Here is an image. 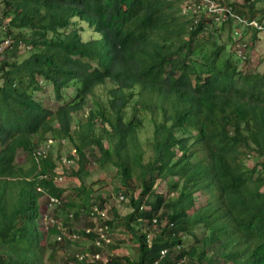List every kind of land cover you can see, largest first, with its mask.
<instances>
[{"label":"trees","instance_id":"16d2710c","mask_svg":"<svg viewBox=\"0 0 264 264\" xmlns=\"http://www.w3.org/2000/svg\"><path fill=\"white\" fill-rule=\"evenodd\" d=\"M197 1L193 12L186 0L3 1L4 35L30 50L9 62L22 54L12 48L0 62V264H43L45 251L52 259L69 239L50 219L48 236L60 241L39 245L47 199L66 223L89 218L77 233L88 245L63 264H264V72H246L248 59L228 50L241 24L215 25ZM259 3L229 6L264 29ZM242 33L250 50L259 32ZM42 84L55 106L37 99ZM64 144L71 154L54 158ZM88 148L97 170L114 171L109 196H121L129 213L106 209V194L85 184ZM19 151L26 170L15 163ZM58 177L74 183L70 195ZM94 207L106 212L95 222L107 227V244L90 230ZM116 228L135 241V258L118 254ZM77 252L106 261L78 262Z\"/></svg>","mask_w":264,"mask_h":264},{"label":"rangeland","instance_id":"374dc122","mask_svg":"<svg viewBox=\"0 0 264 264\" xmlns=\"http://www.w3.org/2000/svg\"><path fill=\"white\" fill-rule=\"evenodd\" d=\"M4 0H0V11L3 12V3ZM12 2V1H11ZM19 2V1H18ZM17 2V3H18ZM14 4V2H13ZM180 6V4H179ZM256 11L258 9H262L264 10V3H259L256 5L255 7ZM9 14H11V11L8 12ZM254 18L256 20H258L260 17L258 15V12L255 13ZM6 26L5 22L3 19H1L0 17V40L3 39V28ZM81 29L83 30V25H81ZM238 29H240V26H238ZM236 31V29H235ZM14 33L15 30H14ZM249 33H251V31H249L247 33V37L249 36ZM82 35H85V32H82ZM87 35V33H86ZM233 40V38H232ZM248 45V44H247ZM16 50V48H15ZM231 51V53L233 52V47L232 45H230L229 49ZM10 53V52H8ZM28 54L27 53H22L19 54L15 57H10L8 56L6 58V61H12V60H16V61H20L21 59L25 58ZM248 61L246 64H242L244 65V70L248 73H263L264 72V30L257 33L256 34V39L253 43L252 48H250L249 52H248V57H247ZM5 61V57H1L0 58V62ZM43 93H39L37 94V99L42 98V100L45 102L44 105L45 106H49V105H54L53 103V97H52V89L51 86L49 85H43ZM103 89L102 88H97L96 89V93L99 94L100 96H102L103 94ZM88 107V106H87ZM86 109L83 111V113H80V115H75L74 117L78 120H82L85 116V112L87 110ZM143 132L139 133V138L140 140L143 142L146 138L150 137V125L147 124L144 126V128H142ZM141 130V131H142ZM91 148H88L86 150V153L89 155V165L86 166L88 167V170L90 171V175L89 177H87L84 182L87 186H91L93 188V190H99L96 192V194H102L105 195L106 194V198L108 199L106 201L105 204V208L108 209V207L114 206L116 211L118 212L119 215H125L127 213H129L131 211L130 207L126 206L125 204L120 203V198L118 195H112L109 196L110 194V185H109V178L112 175V170H108V172L106 171H99L96 169V167H94L92 161L90 160V158L92 157V152H91ZM71 146H69V144H64L63 146L61 145L60 147H54L53 151H52V155L54 158L58 157L63 159L65 157V155L67 154H71ZM59 162L58 168L60 169V166L64 165L63 164V160ZM15 163L20 167H23L25 170L29 168V160L27 158V156L19 151L18 154L16 155L15 158ZM62 164V165H60ZM67 165V164H66ZM76 167V166H75ZM56 184H58L60 187H62L63 189H65V191H67L65 193L66 196L71 194L70 189L72 187H74V183H72L71 180L66 179L65 177H58L55 181ZM156 193H160L163 195H166V186H165V182H158L156 185ZM121 197V196H120ZM69 197H67L68 199ZM52 200L47 199L46 201H44V206L43 209L40 211V215L39 218L37 220L38 223V230L40 232V242L39 245H43L45 242V238H47V241L49 243H54V242H58V236L57 235H52V236H48V231L50 230L51 227V223H50V219H53L55 222L56 227H58L61 230V234L62 236H68L70 239H67V241L71 240V243H68L67 241H61L56 243L55 247V252L53 254V258L49 259V252L48 250L44 252L43 255V264H63L65 261V256L69 255L71 252L74 253L77 251V248H81L84 245H86L88 242L85 239L82 238H74L73 236H77V233L80 235V232L82 230H84L86 227H88L89 223V218L85 217V216H80L78 217L76 220H67L66 223V216L61 214L60 211L58 209H56L54 207L55 204H51ZM90 224V223H89ZM136 230H138L137 228H135ZM69 230H71V234L69 235ZM121 228H116L113 229L111 231V240L112 242H115L117 244H119V251L118 254L119 255H125L131 259L135 258V244H134V240L133 238L128 235L127 233H122L121 232ZM75 240H79L78 243H74L73 241ZM122 240V241H121ZM66 242V243H65ZM66 253V254H65ZM78 253V252H77ZM100 260V259H99ZM104 260L106 261V257L104 258Z\"/></svg>","mask_w":264,"mask_h":264},{"label":"built area","instance_id":"2783aa9c","mask_svg":"<svg viewBox=\"0 0 264 264\" xmlns=\"http://www.w3.org/2000/svg\"><path fill=\"white\" fill-rule=\"evenodd\" d=\"M233 0H198L197 3L194 5V8L197 9L198 11H201L204 17L209 18L212 23H215V25H220L225 23L228 20H231L234 23L241 24L240 29H236V31H233V41H234V54L235 56L240 59L241 61H246L248 57V45L246 38L242 37V31L243 29L249 27L251 29H255L256 31L260 32L263 30V28L254 20L252 21H244L241 20V18L234 16L232 13V9L229 6V3H231ZM186 4L190 5L187 6L186 9H190L192 11V0H186ZM192 6V7H191ZM193 12V11H192ZM2 12L0 11V17L2 19ZM5 22V21H4ZM194 23H196L194 21ZM6 26L3 28V39L0 40V57L3 56V54L12 48H16L17 51L19 52H27L30 50V46L24 44L22 41H16L14 42L10 36L4 35L5 34V29L7 27V23L5 22ZM66 161L63 160V164ZM120 200L122 197H119ZM51 204H55L56 201L53 199ZM90 217L92 218V221L94 223V226L92 227V232L98 235L99 241L102 240L103 243L107 244L109 242V238L106 234L107 227L105 225H100L97 224L95 221L97 218H100L102 221H105L106 219V212L105 211H100L96 207H94L91 211ZM88 229L87 232L90 231ZM74 238H77V236H73ZM70 239V238H69ZM58 241H60V237H58ZM97 241L95 243L96 246H99L100 243ZM161 254H163L161 252ZM102 261L105 262L101 258L99 254H88V253H77L75 254V260L78 262H86V263H94L96 261ZM68 264H75L74 262H69Z\"/></svg>","mask_w":264,"mask_h":264},{"label":"clouds","instance_id":"9594fccd","mask_svg":"<svg viewBox=\"0 0 264 264\" xmlns=\"http://www.w3.org/2000/svg\"><path fill=\"white\" fill-rule=\"evenodd\" d=\"M192 23H194V22H192ZM259 25H260V24H259ZM260 26H261V25H260ZM262 28H263V27H262ZM263 30H264V29H263ZM263 30H262V31H263ZM260 32H261V31H260ZM22 53H27V52H22ZM0 58H1V57H0Z\"/></svg>","mask_w":264,"mask_h":264},{"label":"crops","instance_id":"0c3cea01","mask_svg":"<svg viewBox=\"0 0 264 264\" xmlns=\"http://www.w3.org/2000/svg\"><path fill=\"white\" fill-rule=\"evenodd\" d=\"M87 245H88V244L84 245V246H83V249H84Z\"/></svg>","mask_w":264,"mask_h":264}]
</instances>
